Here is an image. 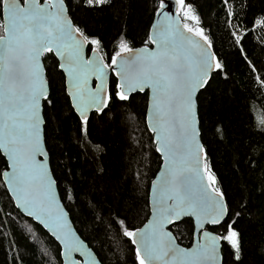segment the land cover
I'll return each mask as SVG.
<instances>
[{
    "label": "trees",
    "instance_id": "1",
    "mask_svg": "<svg viewBox=\"0 0 264 264\" xmlns=\"http://www.w3.org/2000/svg\"><path fill=\"white\" fill-rule=\"evenodd\" d=\"M176 1L182 24L194 32L203 29L223 65L198 95L204 164L228 209L225 222L209 229L222 235L231 225L239 233L240 259L224 242L223 264H264V0ZM65 3L73 24L100 40L101 54L113 53L121 43L133 49L152 46L150 30L161 0ZM94 47L88 46V54ZM43 62L51 101L43 102L45 144L61 200L102 264H137L135 246L117 225L122 219L129 228L146 223L151 184L162 165L147 125L148 93L132 94L126 102L113 94L103 112L90 115L85 133L52 54ZM114 79L111 75L109 88ZM4 167L0 154V171ZM170 230L183 247L192 244L191 219ZM0 264H63L59 244L16 208L2 179Z\"/></svg>",
    "mask_w": 264,
    "mask_h": 264
},
{
    "label": "snow or ice",
    "instance_id": "2",
    "mask_svg": "<svg viewBox=\"0 0 264 264\" xmlns=\"http://www.w3.org/2000/svg\"><path fill=\"white\" fill-rule=\"evenodd\" d=\"M105 2L86 0L88 6ZM178 2L184 4V0ZM223 2L228 4V0ZM68 11L65 0H0V17L5 22L0 28L6 33L0 38V154L5 162L0 179L11 200L60 241L63 264H100L69 226L47 163L42 101H51L41 58L52 54L54 68L71 77L68 96L85 133L89 112H103L113 94L126 102L133 93L150 92L148 128L164 166L152 183L148 223L143 228H129L122 219L117 225L135 246L137 264H223L224 242L239 260L238 231L231 225L222 235L206 230V226L223 222L227 205L223 193L212 187L216 179L203 165L206 157L201 155L198 140L197 93L208 85L214 70L223 68L209 51L212 44L203 29L194 32L184 26L206 41V47L172 21L154 28L150 42L155 50H135L121 43L113 53L101 54L100 40L75 26ZM189 18L199 23L197 17ZM89 45L95 46L89 49L90 57L85 54ZM110 74L115 77L111 88ZM93 77L99 81L95 88L89 87ZM186 217L195 222L190 248L181 247L178 237L168 230ZM76 254L83 257L82 262L74 258Z\"/></svg>",
    "mask_w": 264,
    "mask_h": 264
},
{
    "label": "water",
    "instance_id": "3",
    "mask_svg": "<svg viewBox=\"0 0 264 264\" xmlns=\"http://www.w3.org/2000/svg\"><path fill=\"white\" fill-rule=\"evenodd\" d=\"M161 1H162V3H163V8H160V9L157 11V13H156V15H155V17H154V20H153V23H152V26H151V30H150V37H151L152 35H154V28H158L161 24H164V23H170V22H172V21H175L176 24L178 25L180 31L184 32V34H185L186 36H191L193 39L200 40L201 45H203V46L206 47V46H207L206 41L202 40L199 36H195L194 33H189V32H187V29H186V28L184 27V25L182 24L181 19H180V16H179V14H178V3H177V1H176V0H161ZM40 3H44V1H40ZM158 13H159V14H158ZM67 14L69 15V13H67ZM70 19H71V18H70ZM2 21H3V24H4L5 22H4L3 19H2ZM5 35H6V33H5L4 30H3V36H1L0 38L4 37ZM143 48H148V49L155 50L156 46L152 44V46H150V47H148V46L138 47V48H135V50H140V49H143ZM209 51L212 52L211 49H209ZM85 54H86V56H88V57H90V56L92 55V52H90V53L88 54V47L85 49ZM43 59H44V57L41 58V64H42V67L45 69ZM214 71H215V70H214ZM214 71H213V72H214ZM61 72H62V71H61ZM213 72L210 74V77L212 76ZM62 73L64 74L65 79H66V91H67V95H68V92L72 90V80H71V77L68 76V74H67L66 72H62ZM110 78H111V74L109 75V78H108V85H109V82H110ZM46 83H47L48 97H49V95H50V88H49L48 81H46ZM98 84H99V81H97L94 77L91 78V79L89 80V87H91V88H95ZM203 89H204V88L200 89V91L197 93V97H196V100H197V116H198V95L200 94V92H201ZM145 92L148 93V96L150 95V92H149V90H147V89H146L144 92H138V93H145ZM133 94H136V93H133ZM69 98H70V97H69ZM70 101H71V98H70ZM43 102H44V101H42V115H43ZM71 104H72V102H71ZM73 109H74V108H73ZM74 111H75V110H74ZM103 111H104V110H103ZM94 112H96V111H95V110L90 111L89 114H88V117H90V115H91L92 113H94ZM75 113H76L77 116L79 117V114H78L76 111H75ZM147 115H148V112L146 113V119H147ZM43 119H44V115H43ZM147 125H148V120H147ZM44 126H45V119H44V124H43V126H42V137H43L44 146H45V148H46V144H45V132H44L45 129H44ZM149 130H150V129H149ZM198 130H199L198 140H199V143L201 144L202 149H203V145H202V141H201V132H200V125H199V117H198ZM46 150H47V149H46ZM159 154H160V153H159ZM1 155H2V154H1ZM201 155H202V157H204V150L202 151ZM160 156H161V154H160ZM47 157H48L47 163H48V167H49V169H50V175L53 176L52 171H51L50 157H49L48 152H47ZM161 158H162V165H161V167H160V169H159L158 173L156 174V177L154 178L153 181H156V180H157V178L159 177V175L161 174V172H162V170H163V166H164V158H163L162 156H161ZM39 159H43V157H39ZM203 165H205V164H204V160H203ZM53 177H54V176H53ZM206 178H207V176H206V174H205V179H206ZM152 183H153V182H152ZM55 187H56V190H57V199H58L59 203L61 204V206L63 207V210H64V212H65V214H66V217H67V220H68L69 226L73 229V231L75 232L76 236L79 237V239L83 240V239L80 237V235L77 233V231H76V229H75V227H74V225H73V223H72V221H71L70 214H69V212L67 211L66 207L64 206V204H63V202H62V200H61V197H60V194H59V190H58V186H57V182H56ZM151 188H152V184H151ZM151 188H150V195H151ZM9 195H10V193H9ZM149 198H150V196H149ZM14 203H15V202H14ZM149 204H150V199H149ZM225 204H226V203H225ZM15 206H16V205H15ZM16 208H17V207H16ZM17 209H18L23 215H25V216L28 217V218H31L36 224H38L39 226H41V227L45 230V232H47V233H48V234H49V235H50V236H51V237H52V238H53V239L59 244V246L61 247V256H62V251H63V249H62V246H61V244H60V241L56 239V237L51 233V231H50L48 228H46L43 224L37 222L35 218H33V217H29V216H27V215H26L21 209H19V208H17ZM150 212H151V206H150ZM227 217H228V209H227V214H226V216H225V218H224V220H223V222H222L221 224H223V223L225 222V220L227 219ZM186 218H187V217H186ZM186 218H184V219H186ZM149 219H150V216H149L148 220H149ZM189 219L192 220V218H189ZM148 220L146 221V223H144V225H143L141 228H143V227L145 226V224L148 223ZM192 221H193V223H194V230H195V222H194V220H192ZM180 222H181V221H180ZM177 223H179V222H177ZM221 224H220V225H221ZM172 225H173V224H171V225L168 226V230H169V231H171V230H170V227H171ZM217 226H219V225H215V226H213V225H209V226H206V230H207V231H211V230L209 229V227H217ZM211 232H213V231H211ZM213 233H215V232H213ZM84 243L87 244L86 242H84ZM177 243H178V242H177ZM192 244H193V242H192ZM192 244H191L189 247H184V248H190V247L192 246ZM87 246H88V245H87ZM180 246L183 247L182 245H180ZM88 247H89V246H88ZM91 250H92V249H91ZM92 251H93V250H92ZM93 253H94V251H93ZM94 254H95V253H94ZM95 256H96V254H95ZM222 256H223V255H222ZM74 258L77 259V260H80L81 262L83 261V257H80L79 254H76ZM96 258L98 259L97 256H96ZM98 260H99V259H98ZM62 261H63V256H62ZM99 261H100V260H99ZM100 264H102V263L100 262Z\"/></svg>",
    "mask_w": 264,
    "mask_h": 264
},
{
    "label": "rangeland",
    "instance_id": "4",
    "mask_svg": "<svg viewBox=\"0 0 264 264\" xmlns=\"http://www.w3.org/2000/svg\"><path fill=\"white\" fill-rule=\"evenodd\" d=\"M178 6H179V4H178Z\"/></svg>",
    "mask_w": 264,
    "mask_h": 264
}]
</instances>
